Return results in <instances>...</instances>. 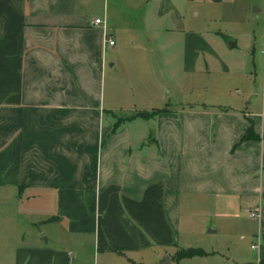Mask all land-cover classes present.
I'll list each match as a JSON object with an SVG mask.
<instances>
[{"label": "crops", "instance_id": "crops-1", "mask_svg": "<svg viewBox=\"0 0 264 264\" xmlns=\"http://www.w3.org/2000/svg\"><path fill=\"white\" fill-rule=\"evenodd\" d=\"M224 1L0 0V264H264V144L241 143L264 136V73L233 94L237 43L187 32L193 5ZM160 26L186 31L188 71L218 66L226 104L105 107L124 31L159 54L176 43ZM191 249L206 255L177 260Z\"/></svg>", "mask_w": 264, "mask_h": 264}, {"label": "rangeland", "instance_id": "rangeland-1", "mask_svg": "<svg viewBox=\"0 0 264 264\" xmlns=\"http://www.w3.org/2000/svg\"><path fill=\"white\" fill-rule=\"evenodd\" d=\"M255 6L263 11L264 0H225L216 7L208 4L192 6V10L199 13V17L191 19L187 32L192 30L209 42L211 40L219 42L229 40L228 44L235 42L237 48L234 54L246 61L244 74L248 75L249 82H246L248 79L242 81L239 77L229 80L233 85L231 91L235 95L242 82L254 88L255 92L262 93L264 17L263 14H255ZM162 26L160 42L176 38V43L173 46L169 45L170 47L160 44L159 54L153 47L152 53L142 51V44H139L143 42L140 30L124 31L117 44L116 55L119 58V65L115 70L107 69L104 95L105 107L112 109L118 117H124L132 111L176 109L189 104L192 106L226 104L224 94L220 90L226 82L218 66L212 67L214 70L211 69L210 75L201 72V66L204 65L201 62L196 72L188 71L182 58L186 31L178 33L170 31L171 35L165 36L168 34L161 29ZM175 33L176 35L172 36ZM147 56L150 57L149 61L145 60ZM206 87L209 90H205ZM206 224L208 220L203 219L201 223L203 230ZM204 239L205 236L201 234L189 238L188 241L201 244ZM202 244L206 245L205 242Z\"/></svg>", "mask_w": 264, "mask_h": 264}, {"label": "trees", "instance_id": "trees-1", "mask_svg": "<svg viewBox=\"0 0 264 264\" xmlns=\"http://www.w3.org/2000/svg\"><path fill=\"white\" fill-rule=\"evenodd\" d=\"M159 112L161 113L162 111H155L152 114L142 113L140 115V117H142L144 119L145 118H150V117L155 116ZM121 121L122 120L120 119L118 121V123L120 124ZM248 141L263 142V144H264V136L261 137V136L257 135L255 130H254V127L251 126L247 130L245 136L242 138L241 143L248 142ZM56 220L57 219H51L50 222H54ZM205 255H206V253L204 251H202V250H193V249H191V250H186V251L179 252L176 255V258H177V260H182V259H189V258H194V257H203Z\"/></svg>", "mask_w": 264, "mask_h": 264}, {"label": "built area", "instance_id": "built-area-1", "mask_svg": "<svg viewBox=\"0 0 264 264\" xmlns=\"http://www.w3.org/2000/svg\"><path fill=\"white\" fill-rule=\"evenodd\" d=\"M93 24L96 25V26H101L103 24V21L101 19H96L93 22ZM104 43H105V45L107 47H114L115 46V42L112 39L108 38V37L105 38V42ZM258 217H259V212L258 211H253V212L250 213V218L255 219V218H258ZM253 249H255V246L253 247Z\"/></svg>", "mask_w": 264, "mask_h": 264}]
</instances>
